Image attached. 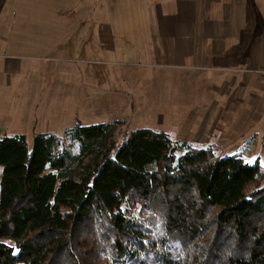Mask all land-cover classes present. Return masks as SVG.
I'll return each mask as SVG.
<instances>
[{
	"label": "rangeland",
	"instance_id": "374dc122",
	"mask_svg": "<svg viewBox=\"0 0 264 264\" xmlns=\"http://www.w3.org/2000/svg\"><path fill=\"white\" fill-rule=\"evenodd\" d=\"M198 1L183 63L128 1L0 0V136L118 122L264 167V0Z\"/></svg>",
	"mask_w": 264,
	"mask_h": 264
},
{
	"label": "trees",
	"instance_id": "16d2710c",
	"mask_svg": "<svg viewBox=\"0 0 264 264\" xmlns=\"http://www.w3.org/2000/svg\"><path fill=\"white\" fill-rule=\"evenodd\" d=\"M115 124L0 136V264H264V167Z\"/></svg>",
	"mask_w": 264,
	"mask_h": 264
},
{
	"label": "crops",
	"instance_id": "0c3cea01",
	"mask_svg": "<svg viewBox=\"0 0 264 264\" xmlns=\"http://www.w3.org/2000/svg\"><path fill=\"white\" fill-rule=\"evenodd\" d=\"M97 1L108 2V0H92L91 3ZM110 1V0H109ZM120 2L128 1L131 6L134 5V9L129 10H141V13L146 15L149 22L148 29L152 36L153 42L156 39L161 40L162 46L169 48L173 46V52H168L173 58L179 59L180 62L188 61L187 56H191L193 41V28L194 24L190 21V13L195 11L196 6L199 4L198 0H180L177 4L174 0H119ZM217 1V0H214ZM133 2V3H132ZM198 2V3H197ZM210 4H214L213 0H209ZM175 3V6H174ZM136 4V5H135ZM132 8V7H128ZM175 8V10H174ZM169 9V11H168ZM168 12H167V11ZM111 12V10H110ZM138 12V11H137ZM187 14V15H186ZM196 26V25H195ZM1 42V36H0ZM181 46L183 49L178 52L175 47ZM191 47V50L188 48ZM175 48V51H174ZM186 51L183 56L178 58L181 52ZM190 54V55H189ZM22 60L21 58H14V63L8 66V69L12 73L22 71L23 66L15 60ZM44 133V132H41ZM50 133V132H49ZM19 134V133H16ZM15 134V135H16Z\"/></svg>",
	"mask_w": 264,
	"mask_h": 264
}]
</instances>
